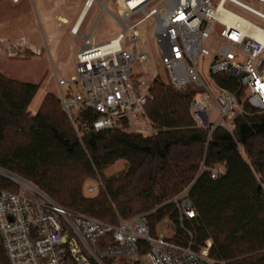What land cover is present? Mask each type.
<instances>
[{"label": "built area", "instance_id": "2783aa9c", "mask_svg": "<svg viewBox=\"0 0 264 264\" xmlns=\"http://www.w3.org/2000/svg\"><path fill=\"white\" fill-rule=\"evenodd\" d=\"M96 1L86 0L82 13ZM157 1L112 0L117 10V16H112L123 32L103 44H95L91 35L83 37L75 74L68 81L56 80L62 109L77 137L114 128L144 137L157 134L145 113L150 86L132 70L134 63H148L149 56L137 49L127 51L121 44L126 34L127 45L137 44L139 22L131 23L137 14L154 19V36L160 47L158 64L167 84L177 91L194 92L189 114L196 127L208 130L209 136L216 129L232 135L236 118L249 115L244 104L264 114V43L253 36L259 31L264 37V28L225 6H234L263 22L264 14L239 0H163L160 6L151 7ZM255 1L264 4V0ZM103 10L108 11L106 5ZM227 13L236 19L228 22ZM80 17L71 28L74 35ZM209 44L213 48H207ZM220 75L230 76L242 89L243 98L218 85L215 77ZM213 105L218 112L214 121L210 120ZM87 113L96 119L83 121ZM223 170V164L209 169L210 178H218ZM0 177L15 189L0 188V264H145L144 260L150 264H227L209 256L210 241L195 247L187 227L196 218L190 186L167 202L175 215V223L168 217L172 235L167 237L157 228L160 222L154 234L148 225V217L162 206L128 219L116 214L113 225L59 206L36 186L1 167ZM99 187L100 179L87 193L94 194Z\"/></svg>", "mask_w": 264, "mask_h": 264}, {"label": "trees", "instance_id": "16d2710c", "mask_svg": "<svg viewBox=\"0 0 264 264\" xmlns=\"http://www.w3.org/2000/svg\"><path fill=\"white\" fill-rule=\"evenodd\" d=\"M221 87L243 98L227 75L215 77ZM39 85L10 79L0 72V167L36 186L59 206L115 225L151 211L155 226L175 215L167 202L190 186L196 218L187 227L195 247L211 242L209 256L227 264H264V114L247 104L249 115L235 120L230 135L196 127L189 114L191 90L181 92L154 82L145 113L157 129L153 137L114 128L77 137L59 97L46 93L37 110L30 106ZM89 122L96 117L87 113ZM123 160L118 176L103 180L93 198L82 195L85 179ZM224 165L210 178L209 169ZM201 167L205 170L201 171ZM0 188L15 190L0 177ZM177 233L181 231L176 227Z\"/></svg>", "mask_w": 264, "mask_h": 264}, {"label": "rangeland", "instance_id": "374dc122", "mask_svg": "<svg viewBox=\"0 0 264 264\" xmlns=\"http://www.w3.org/2000/svg\"><path fill=\"white\" fill-rule=\"evenodd\" d=\"M74 0H0V72L6 77L20 82L39 85V91L31 103L30 110L33 114L43 96L53 93L58 97L57 79L69 80L75 74L76 54L80 50L83 40L70 33V27L78 15L82 0H75V6L71 7ZM106 2V0H100ZM163 0H158L151 7H158ZM214 3L217 0H212ZM253 9L264 14V4L255 0H239ZM62 5L69 6L62 10ZM150 7V8H151ZM150 8H147L149 10ZM225 9L240 16L244 20L264 28V22L234 6L227 4ZM107 10H103L98 4L90 10L80 32L87 35L92 30V40L95 44H103L116 38L123 32L122 26L113 17L117 16V10L112 2H107ZM163 11V10H162ZM113 15V16H112ZM57 17L69 21L67 25H61ZM137 24L139 39L135 45L128 44V34L125 35L122 46L127 51L137 49L149 56L146 64L132 66L134 75L145 80L150 87L154 82L167 84L164 70L158 64L160 47L154 36V19H143L142 14H137L131 19V23ZM36 50H34V49ZM207 48H213L211 44ZM62 91L66 86L60 87ZM217 110L213 105L210 120L217 118ZM118 126V124H117ZM127 164L120 160L105 169L95 179H85L82 184V195L93 198L103 188V180L122 175ZM98 179L102 182L94 194H88L87 188ZM169 218L166 216L157 226L160 233L170 237L172 235ZM145 264H150L144 260Z\"/></svg>", "mask_w": 264, "mask_h": 264}, {"label": "crops", "instance_id": "0c3cea01", "mask_svg": "<svg viewBox=\"0 0 264 264\" xmlns=\"http://www.w3.org/2000/svg\"><path fill=\"white\" fill-rule=\"evenodd\" d=\"M86 0H82V3H81V7H80V11H79V13H78V15L76 16V18L74 19V22H73V24L71 25V27H70V33H71V28L73 27V25L77 22V20L79 19V17H80V20H79V22H78V24H77V28H78V34L77 35H74L73 33H71L72 35H74V36H78L79 38H81L82 40H83V37H86V36H88V35H91V38H92V30L87 34V35H84V34H82L81 32H80V30H81V28H82V26H83V23H84V21H85V18L87 17V15H88V13L90 12V10H92V8L95 6V4H98V5H100L101 7H102V9H103V7L106 5L107 6V0H106V2H101L100 0H97L94 4H93V6H92V8L88 11V12H86V13H82V9H83V5H84V2H85ZM13 3V2H12ZM14 4H16V3H14ZM73 6H75V0L73 1V3L71 4V7H73ZM69 8V6H67V5H62V7H61V9L62 10H66V9H68ZM60 19H62V20H64V23H60L59 22V20ZM57 21H58V23L59 24H61V25H67V24H69V21L67 20V19H65V18H62V17H57ZM111 40H113V39H110V40H108V41H111ZM108 41H106V42H108ZM34 49V48H33ZM35 50V49H34ZM36 51V50H35Z\"/></svg>", "mask_w": 264, "mask_h": 264}, {"label": "bare ground", "instance_id": "6f19581e", "mask_svg": "<svg viewBox=\"0 0 264 264\" xmlns=\"http://www.w3.org/2000/svg\"><path fill=\"white\" fill-rule=\"evenodd\" d=\"M220 12H221V14H222V12H223V8H220V10H219ZM225 17H226V20L228 21V22H230V20L232 21H234L235 19H236V17L235 16H233V15H231V14H225ZM253 36L258 40V41H260V42H262V43H264V37L260 34V32L259 31H255L254 33H253ZM118 43L117 42H114L113 43V45H117Z\"/></svg>", "mask_w": 264, "mask_h": 264}]
</instances>
